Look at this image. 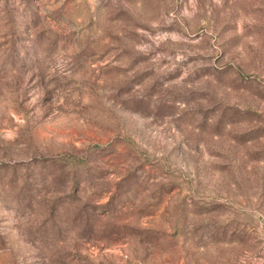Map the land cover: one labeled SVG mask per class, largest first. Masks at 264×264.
<instances>
[{
  "label": "rangeland",
  "instance_id": "rangeland-1",
  "mask_svg": "<svg viewBox=\"0 0 264 264\" xmlns=\"http://www.w3.org/2000/svg\"><path fill=\"white\" fill-rule=\"evenodd\" d=\"M0 264H264V0H0Z\"/></svg>",
  "mask_w": 264,
  "mask_h": 264
}]
</instances>
